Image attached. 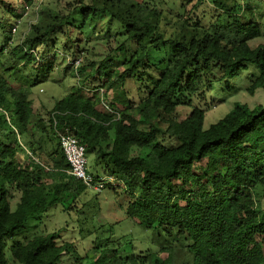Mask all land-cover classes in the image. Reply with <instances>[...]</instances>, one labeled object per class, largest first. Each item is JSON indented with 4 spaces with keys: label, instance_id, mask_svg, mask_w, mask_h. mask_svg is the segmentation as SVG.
I'll return each instance as SVG.
<instances>
[{
    "label": "trees",
    "instance_id": "1",
    "mask_svg": "<svg viewBox=\"0 0 264 264\" xmlns=\"http://www.w3.org/2000/svg\"><path fill=\"white\" fill-rule=\"evenodd\" d=\"M79 1L68 13L41 10L13 47L21 15L0 17V264H61L65 256L75 264H264V105L238 102L209 127L206 111L192 105L252 69L249 91L264 90V42L251 45L263 37V12L251 0H164L160 8L144 0ZM0 2L7 15L16 11L15 0ZM104 18L121 26V40H103L97 60L82 47L83 35L98 34ZM60 52L71 60L64 74L73 69L77 84L43 117L32 90L49 79ZM184 106L191 111L182 117ZM55 112L57 128H69L94 155V179L111 178L104 188L126 194L127 217L163 229L173 245L128 256L96 238L87 255L62 229L42 230L50 209L70 216L98 197L70 173Z\"/></svg>",
    "mask_w": 264,
    "mask_h": 264
},
{
    "label": "rangeland",
    "instance_id": "2",
    "mask_svg": "<svg viewBox=\"0 0 264 264\" xmlns=\"http://www.w3.org/2000/svg\"><path fill=\"white\" fill-rule=\"evenodd\" d=\"M16 1V11L10 15L2 11V5L0 2V17H3L1 22L15 21L16 16L19 14L21 17L16 22V32L12 30L11 47L19 45L27 37L30 28L38 23L40 20L39 13L44 8L57 11L59 13H68L73 6L79 4V0H35L32 6L26 7L23 0ZM152 7L164 6V0H144ZM245 3V0H242ZM251 6L253 8H259L263 12L262 27L263 37L251 42L252 46H257L264 42V0H251ZM78 6V5H77ZM208 9V7H203ZM202 8V9H203ZM201 9V10H202ZM201 10L199 11L201 14ZM170 26L169 29H171ZM96 31L98 34H91L86 32L83 35L82 47L90 48V52L94 51L95 56H91L90 52L88 56L93 59H101L105 53L107 45L103 40L110 39V42L118 44L121 38L120 34L121 26L115 21H109L108 18H104L96 24ZM108 31V33H105ZM89 37V38H87ZM3 36L0 31V47L2 46ZM89 41V42H87ZM102 41V43H101ZM111 44V45H112ZM82 49V48H81ZM85 51V49H82ZM87 51V50H86ZM85 53L80 54L81 62H83ZM51 59V58H50ZM54 61V58H52ZM71 62L70 57L58 53V57L55 59L54 69L50 74L48 80H44L41 84L35 86L32 90L31 98L34 101V107L36 112L43 117H47V112L52 109L56 100L63 98L66 94L71 92L73 86L77 84V78L73 76V69L66 71L68 63ZM79 64H75L77 67ZM75 69V68H74ZM254 70L245 73L244 75L226 79L222 83L215 84L213 89L210 90L205 98L192 102L193 106L204 109L205 121L204 126L209 127L212 123H215L219 119L223 118L230 110H232L236 103L240 102L247 104L249 107L254 108L257 105H264V90L261 88L256 89L253 93L249 91L250 79L252 80V73ZM22 76H20L21 78ZM23 78V77H22ZM22 83V82H21ZM128 88L131 89V97L136 98L135 86L133 82L128 83ZM191 105V106H192ZM191 111V107L184 106L178 108L179 116H186ZM38 139V136H36ZM23 145L24 141L21 139ZM26 146V145H25ZM46 145L45 148H48ZM23 147L18 153V160L21 163L28 162L29 153ZM48 151V150H47ZM45 158V155H43ZM42 156V157H43ZM37 161V157H34ZM94 155H87V170L89 173L97 174L99 167H94ZM118 185V182H115ZM98 195L97 200L91 203V208H84L77 212L71 213L67 216L65 212H62L61 207L50 209L44 216V222L46 225L42 227L45 231L54 232L62 229L64 236L68 240H75L78 244V249L81 252H85L91 248V241L99 238L101 241H112L110 244L112 248H119V252L122 255H139L157 253L159 249L165 245H173L174 241L169 238L163 231V229H148L144 228L139 223L126 215V204L128 202L126 194L123 191L115 193L111 188L106 187L100 192L94 191L90 188L87 191V196L92 197ZM264 204V196L260 197ZM17 198L14 200V203ZM66 229V230H65ZM39 231V230H38ZM179 243H177L178 245ZM93 249H90L87 255H91ZM164 257L166 255H163ZM10 264H14L11 262ZM61 264H75L74 258L71 256H65Z\"/></svg>",
    "mask_w": 264,
    "mask_h": 264
},
{
    "label": "built area",
    "instance_id": "3",
    "mask_svg": "<svg viewBox=\"0 0 264 264\" xmlns=\"http://www.w3.org/2000/svg\"><path fill=\"white\" fill-rule=\"evenodd\" d=\"M15 32L16 29H13ZM79 64V61L76 62ZM53 125L58 137L61 150L69 164L70 173L77 179L82 180L89 188L95 191L104 189L105 181L113 182V179L95 180L94 176L87 170V156L86 149L76 138L69 128L58 129V121L56 119V112L52 115Z\"/></svg>",
    "mask_w": 264,
    "mask_h": 264
}]
</instances>
